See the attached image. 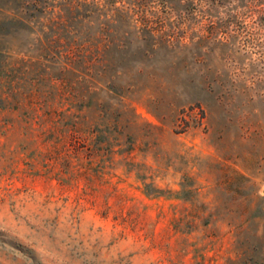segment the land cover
<instances>
[{
	"label": "rangeland",
	"instance_id": "1",
	"mask_svg": "<svg viewBox=\"0 0 264 264\" xmlns=\"http://www.w3.org/2000/svg\"><path fill=\"white\" fill-rule=\"evenodd\" d=\"M0 264H264V0H0Z\"/></svg>",
	"mask_w": 264,
	"mask_h": 264
},
{
	"label": "trees",
	"instance_id": "2",
	"mask_svg": "<svg viewBox=\"0 0 264 264\" xmlns=\"http://www.w3.org/2000/svg\"><path fill=\"white\" fill-rule=\"evenodd\" d=\"M143 20H144V19H143ZM143 28H144V31L149 32V33L158 32V31H160V30L163 31L162 28H161V29H157V28H155V27L152 25L151 21L148 20V19H145V21H143Z\"/></svg>",
	"mask_w": 264,
	"mask_h": 264
}]
</instances>
